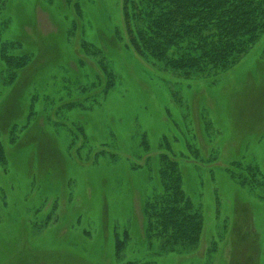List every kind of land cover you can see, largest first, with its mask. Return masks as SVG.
<instances>
[{
    "label": "rangeland",
    "instance_id": "1",
    "mask_svg": "<svg viewBox=\"0 0 264 264\" xmlns=\"http://www.w3.org/2000/svg\"><path fill=\"white\" fill-rule=\"evenodd\" d=\"M123 3L0 0V264H264V187L231 176L264 177V35L233 68L180 78L128 44ZM7 42L31 57L11 81ZM163 155L203 215L182 253L143 233Z\"/></svg>",
    "mask_w": 264,
    "mask_h": 264
},
{
    "label": "trees",
    "instance_id": "2",
    "mask_svg": "<svg viewBox=\"0 0 264 264\" xmlns=\"http://www.w3.org/2000/svg\"><path fill=\"white\" fill-rule=\"evenodd\" d=\"M64 1L71 5L74 0ZM123 10L128 44L136 54L180 78H202L233 68L264 35V0H124ZM83 47L84 54L95 59L105 74L103 90L108 93L113 88L108 66L98 59V50L91 45ZM16 49L7 42L1 50L5 81L13 80L31 60L27 53L14 55ZM76 105L81 103L67 107ZM5 162L0 143V164ZM256 169L236 163L231 176L241 186L264 187V177ZM158 175L160 188L143 204L144 238L164 254L191 250L203 231L201 210L185 194L175 160L163 155ZM125 241L116 243L118 259Z\"/></svg>",
    "mask_w": 264,
    "mask_h": 264
}]
</instances>
